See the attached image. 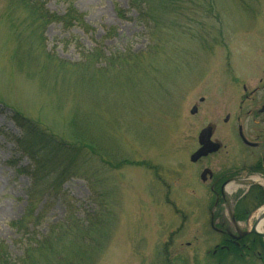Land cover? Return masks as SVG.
I'll return each instance as SVG.
<instances>
[{
	"label": "rangeland",
	"instance_id": "obj_1",
	"mask_svg": "<svg viewBox=\"0 0 264 264\" xmlns=\"http://www.w3.org/2000/svg\"><path fill=\"white\" fill-rule=\"evenodd\" d=\"M40 1L57 16L72 4L83 27L37 23L30 2L0 0V241L11 260L29 237L13 226L30 205L29 172L46 160L34 134L78 173L57 200L34 204L41 219L28 233L53 236L74 218L97 243L87 264H217L211 213L230 225L250 186L264 192V177L244 175L250 156L224 123L243 119L242 86L248 93L264 69V0H152L149 25L129 0ZM206 127L221 146L209 169L239 172L215 212L199 204L214 197L194 181L197 167L184 165ZM77 136L84 149L67 155Z\"/></svg>",
	"mask_w": 264,
	"mask_h": 264
},
{
	"label": "trees",
	"instance_id": "obj_2",
	"mask_svg": "<svg viewBox=\"0 0 264 264\" xmlns=\"http://www.w3.org/2000/svg\"><path fill=\"white\" fill-rule=\"evenodd\" d=\"M24 1V0H21ZM26 4L28 2L29 12L32 14V18L38 23L41 21L45 23H64L67 27L81 26L83 27L82 16L77 12V10L67 3V7L64 15L57 16L50 13L46 4L40 0H25ZM152 0H129V7L140 13L141 20L148 24L151 20L150 6ZM159 7L167 8V1L159 0ZM118 14H124V11L117 10ZM126 61V59H124ZM123 61V62H124ZM16 121V126L20 129H24L18 120ZM31 135V134H30ZM28 136V135H27ZM31 138L35 144L44 151L46 154L45 162H39L35 165V170L29 172L32 179V186L29 191V201L30 205L26 210L25 215L19 222L14 223L13 226L17 230H24L26 233L27 240H24L23 255L16 261H12L10 255L8 254L3 243L0 241V264H87L86 261L89 256L94 252V247L97 243L94 242L89 236L85 229H82V224L75 220L67 222V224H62L58 227V231L55 230L53 236H48L45 238H38L33 236L32 233H28V225L39 223L38 212H35V205L39 202H44L45 205L51 203L53 200L59 198L58 193L68 178V175L75 176L77 171H72L73 162L72 160L67 161L66 158L60 159L62 154L61 147H53L50 143H43L38 135H31ZM75 137V140L71 144H65V150H67V155L69 152H79L84 149V142ZM28 143L32 144L29 140ZM31 148V145L27 148ZM63 155V154H62ZM56 174L53 172L56 169ZM51 170V171H50ZM50 171V172H49ZM260 173L264 175V170L260 169ZM27 175V172H22ZM264 203V195L262 191L257 187H252L247 194V196L238 203L235 208V214L238 219L243 220L246 216L255 208L261 206ZM250 208V209H249ZM68 220H71L69 218ZM83 224H86L84 222ZM65 228L64 230H60ZM74 233L73 239H68V235ZM80 235L83 239H80ZM241 246H231L227 251H219L216 255L217 263L224 264L227 255L235 256L236 258H243L241 256L243 251L249 252L250 256L261 258L258 260L261 264H264V242L257 237H247L241 241ZM243 245L248 247H243Z\"/></svg>",
	"mask_w": 264,
	"mask_h": 264
},
{
	"label": "flooded vegetation",
	"instance_id": "obj_3",
	"mask_svg": "<svg viewBox=\"0 0 264 264\" xmlns=\"http://www.w3.org/2000/svg\"><path fill=\"white\" fill-rule=\"evenodd\" d=\"M242 88L244 94L241 96L238 109L240 112H244V117L242 119L241 117H230L227 115V118L229 124L232 125L234 136H237L241 143H237L238 149L242 153H248L250 156V158L245 157V159H243L244 163L242 165V170L246 176L250 175L253 171H256L259 168V165L264 168V69L260 79L253 89L248 93H245L247 91L246 86L243 85ZM243 120L247 125L242 123ZM241 136H243L249 144L244 143ZM197 150L198 149L194 150L193 153ZM212 156L213 155L200 158L194 163L189 162L185 168L187 169L188 165H191V167H197V174L199 173V175L195 174L193 177L194 181L196 179L199 180L200 184L205 187L204 189L206 193L214 197L212 203H202L201 205H206V210L215 212L223 209L222 207H224L225 204V193L238 178L239 172L236 171L238 168H226L212 172L209 169V160ZM203 172H207L206 175L202 176ZM189 188L192 189V187ZM214 217L215 214L211 213L210 226L214 227V229H212L220 236L221 242L225 243L224 246L240 247L241 241L247 237H240L241 233H238L233 229L238 226L237 224L239 221L237 222L235 218L230 220L231 228L229 229L228 226L230 225H227L224 220L221 222H215ZM243 247L248 246L243 245Z\"/></svg>",
	"mask_w": 264,
	"mask_h": 264
},
{
	"label": "water",
	"instance_id": "obj_4",
	"mask_svg": "<svg viewBox=\"0 0 264 264\" xmlns=\"http://www.w3.org/2000/svg\"><path fill=\"white\" fill-rule=\"evenodd\" d=\"M195 113H196V109L193 108L191 110V114L193 115ZM211 136H212V128H210V127L204 129L199 134L198 143L200 145V149L191 157L192 162H195L196 160H198L201 157H206L209 154L218 152V150L220 149V145L212 143L210 141ZM261 218H264V213L262 214ZM250 232L252 234L259 236V237L264 239V234L257 233L255 231L254 227L252 228V230Z\"/></svg>",
	"mask_w": 264,
	"mask_h": 264
},
{
	"label": "bare ground",
	"instance_id": "obj_5",
	"mask_svg": "<svg viewBox=\"0 0 264 264\" xmlns=\"http://www.w3.org/2000/svg\"><path fill=\"white\" fill-rule=\"evenodd\" d=\"M264 213V208H262L256 218L255 223H252V226H254V229L257 233H264V218H260L262 214Z\"/></svg>",
	"mask_w": 264,
	"mask_h": 264
}]
</instances>
